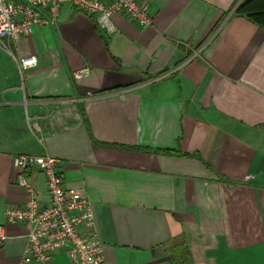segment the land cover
I'll list each match as a JSON object with an SVG mask.
<instances>
[{
    "label": "crops",
    "instance_id": "crops-1",
    "mask_svg": "<svg viewBox=\"0 0 264 264\" xmlns=\"http://www.w3.org/2000/svg\"><path fill=\"white\" fill-rule=\"evenodd\" d=\"M242 1L151 0L150 26L116 14L112 34L63 6L11 42L37 58L21 74L0 47V264H38L5 223L27 198L16 154L59 161L92 205L104 264H171L180 240L193 264H264V30L234 13Z\"/></svg>",
    "mask_w": 264,
    "mask_h": 264
},
{
    "label": "built area",
    "instance_id": "built-area-1",
    "mask_svg": "<svg viewBox=\"0 0 264 264\" xmlns=\"http://www.w3.org/2000/svg\"><path fill=\"white\" fill-rule=\"evenodd\" d=\"M63 6L93 18L107 34L116 31L112 22L116 14L142 28L153 20L151 0H0V47L13 58L20 74L36 67L37 58L16 59L11 42L56 24ZM87 73L84 68L73 72L72 78L79 80ZM12 165L18 170L16 185L27 198L22 206L6 208L4 217L5 223L21 225L26 231L22 261L54 264V256L63 254L68 264H104L92 205L84 193L66 186L59 161L49 154H16ZM39 176L45 187V203ZM6 240L5 227L0 225V247Z\"/></svg>",
    "mask_w": 264,
    "mask_h": 264
},
{
    "label": "trees",
    "instance_id": "trees-1",
    "mask_svg": "<svg viewBox=\"0 0 264 264\" xmlns=\"http://www.w3.org/2000/svg\"><path fill=\"white\" fill-rule=\"evenodd\" d=\"M234 13L238 16L247 17L252 22H254L259 28L264 30V0L242 1L237 6ZM79 112L87 125V119L85 117L83 108L79 107ZM192 157L197 158V155H192ZM217 178L218 181L222 183L226 182V179L221 176H217ZM169 254L171 264H193L190 258V253L187 244L184 240L171 242L169 246Z\"/></svg>",
    "mask_w": 264,
    "mask_h": 264
},
{
    "label": "rangeland",
    "instance_id": "rangeland-1",
    "mask_svg": "<svg viewBox=\"0 0 264 264\" xmlns=\"http://www.w3.org/2000/svg\"><path fill=\"white\" fill-rule=\"evenodd\" d=\"M246 1V0H244ZM237 8V7H236ZM5 57H7L3 52L0 51V61L4 60ZM1 63V62H0ZM2 69L1 65H0V70Z\"/></svg>",
    "mask_w": 264,
    "mask_h": 264
}]
</instances>
